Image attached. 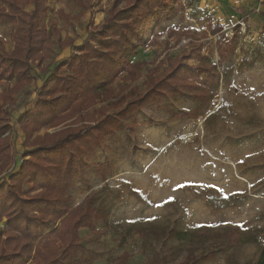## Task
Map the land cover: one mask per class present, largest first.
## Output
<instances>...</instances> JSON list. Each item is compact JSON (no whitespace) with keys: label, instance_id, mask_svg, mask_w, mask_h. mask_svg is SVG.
<instances>
[{"label":"rangeland","instance_id":"1","mask_svg":"<svg viewBox=\"0 0 264 264\" xmlns=\"http://www.w3.org/2000/svg\"><path fill=\"white\" fill-rule=\"evenodd\" d=\"M115 1L90 0L85 8L77 0H49L44 24L50 31L60 30L62 40L81 45L106 21ZM127 4L121 0L118 8ZM180 6L176 16L146 29L130 58L143 61L141 69L121 74L97 93L113 90L111 101L134 89L133 97L143 94L156 81L147 78L151 70L163 61L153 75L165 74L170 60L181 59L196 75L188 82L179 73L176 82L187 94L171 96L167 103L193 116L170 120L171 113L161 105H151L140 113L131 139L122 131L98 150L94 164L112 159L114 170L105 179L92 172L89 182L79 180L72 190L71 209H82L78 217L101 216L92 227H80L82 247L71 258L63 257L68 262L253 264L264 249V0H180ZM0 7L8 9L7 0H0ZM216 24L223 30L213 35ZM12 33V23L0 20V43L8 51L14 46ZM220 36L225 43L219 50ZM58 38L54 35L42 65H34L21 92L4 103L0 124H9L12 147L9 157L0 158V182L9 181L28 158L20 118L37 102L48 75L43 69L76 54L72 46L62 49ZM209 65L219 80L202 87ZM13 85L15 80H0V96ZM104 103L95 104L96 109ZM151 118L158 124L143 123ZM72 120L35 136L65 128ZM5 228L3 219L0 230ZM56 242L60 254L65 245ZM50 262L36 256L28 264Z\"/></svg>","mask_w":264,"mask_h":264},{"label":"trees","instance_id":"2","mask_svg":"<svg viewBox=\"0 0 264 264\" xmlns=\"http://www.w3.org/2000/svg\"><path fill=\"white\" fill-rule=\"evenodd\" d=\"M7 2L8 9L0 7V20L12 23L14 46L8 51L0 43V80H15V85L6 88L0 96V116L4 103L14 100L32 76L34 65H42L54 35H59L62 49L72 46L76 54L60 61L52 70L43 69L48 75L37 102L21 115L20 122L26 134L24 157L28 158L9 181L0 182V223L6 220V228L0 230V264H28L36 256L49 259V264H77L66 259L82 247L78 230L91 226L92 220L101 214L90 213L88 220L78 217L82 209H71V192L79 180L87 182L92 172L105 179L114 170L112 159L94 164L92 160L98 150L122 131H128L131 139L141 123L140 113L151 105H161L171 113L170 120L193 116L167 103L171 96L187 94L176 82L180 79L179 73L188 82L190 75H196L195 68L186 66L181 59L170 60L165 74L153 75L161 71L163 61L151 70L147 78L156 81L143 94L133 97L138 91L134 89L122 94L118 101H111L113 90L104 96L97 93L121 74L131 75L141 69L143 61L132 62L131 54L138 50L139 42L153 22L179 13L180 0H127L128 6L122 8H118L121 0H116L102 26H95L89 40L77 46L73 40H62L60 30L50 31L44 24L49 15V0H26L24 4L18 0ZM77 2L85 8L90 7V0ZM31 4V10H27L26 6ZM222 30L223 26L216 24L212 33L217 35ZM177 36L180 38V34ZM224 43V37L220 36L219 50L224 49ZM228 48L232 50L233 46ZM201 49L202 44L198 51ZM205 69L209 74L203 77L202 87L209 88L219 80V75L211 65ZM103 102L96 109L95 104ZM70 120L71 125L65 128L35 136L43 128L57 127ZM79 123L82 124L74 129L72 125ZM143 123L158 124L152 118ZM8 125L7 122L0 124L1 159L11 154L12 146L6 135ZM55 239L65 245L60 254ZM51 249L54 254H50ZM70 251L72 253L68 254ZM253 264H264V249Z\"/></svg>","mask_w":264,"mask_h":264}]
</instances>
